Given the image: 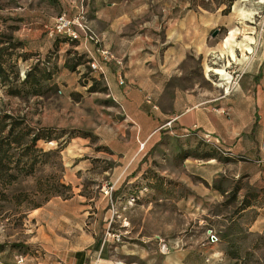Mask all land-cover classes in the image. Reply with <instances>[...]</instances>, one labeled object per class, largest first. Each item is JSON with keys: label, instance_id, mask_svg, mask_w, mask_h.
<instances>
[{"label": "rangeland", "instance_id": "1", "mask_svg": "<svg viewBox=\"0 0 264 264\" xmlns=\"http://www.w3.org/2000/svg\"><path fill=\"white\" fill-rule=\"evenodd\" d=\"M25 5V0H0L1 33L18 39L17 31L9 28L14 22L4 24V19L18 17ZM187 9L217 12L219 17L208 33L219 52L196 59V80L203 82L198 67L203 62L209 85L231 92L232 78L250 65L244 88H250L255 101L264 98V0H190ZM52 23L45 26V35ZM25 49L16 51L30 56L16 60L19 82L30 70L40 75L33 67L41 53L33 44ZM64 50L45 59H53L56 67ZM45 67L38 71L53 70L52 65ZM62 70H57L63 73L62 82L42 81L41 96H34L30 85L20 87L19 97L0 88V116L23 119L22 133L50 129L53 138L39 140L27 156L23 148L10 151L13 160L34 159L36 164L17 173L16 181L0 183V264H71L76 251L86 256L84 264H90L94 251L100 249L121 264H161L155 253L169 254L171 264H264V103L256 104L254 125L242 137L257 145L256 152L252 158H239L237 164L223 165L220 171L225 190L238 187V191V184L242 185L237 200L223 196L220 201L227 205L220 208L203 189L202 202L200 197L193 208L182 207L176 194L163 193L162 183L147 191L152 187L148 176L162 172L164 164L156 156L152 160L154 151L145 141H135L131 123L102 92L103 85L97 81V90L88 92ZM17 132L18 128L14 135ZM206 134L202 139L208 136L212 147L223 152L221 140ZM210 151L203 149L205 154ZM240 172L248 175L239 176ZM138 173L141 177L132 180ZM105 186L112 188L111 197L104 196ZM247 197L245 206L251 208L236 217ZM211 235L216 241L210 240Z\"/></svg>", "mask_w": 264, "mask_h": 264}, {"label": "crops", "instance_id": "2", "mask_svg": "<svg viewBox=\"0 0 264 264\" xmlns=\"http://www.w3.org/2000/svg\"><path fill=\"white\" fill-rule=\"evenodd\" d=\"M82 1L89 29L100 39V46L123 61L122 85L113 65L102 64L103 75L89 69L90 59L99 61L92 42L83 37L69 41L45 35L46 25L61 14L76 15ZM189 1L25 0L23 13L18 17H5L4 24L13 21L17 31L14 36L23 43L24 49L33 44L46 66H55L53 59H45L46 55L57 54L64 48L55 63L58 71L65 68L62 71H66V76L72 77L85 89L91 86V78L103 85L105 96L120 107L126 121L131 123L135 141H145L147 148L154 151L152 160L156 156L164 164L162 172L155 171L148 176L152 187L147 191L155 190L154 186L162 183L164 194H176L179 206L191 205L193 208L200 197L202 202L200 192L204 189V192L214 196L221 208L227 205V201H220L223 196L237 200L238 193L243 189L238 184V191V187L232 191L225 190L221 168L239 163V158H252L256 152L257 145L242 137L250 133L255 122L256 104L264 103V98L258 97L255 101L250 88H244L250 65H244L232 78L231 92L218 85H209L202 68L203 62L198 63L203 82L196 80V59L204 54L212 56L219 52L218 45L208 40V33L218 25L219 17L217 12L188 10ZM74 62L77 64L71 70L69 67ZM57 70L52 75V84L63 81V73ZM186 133L189 135H184ZM206 133L221 140L226 155L215 159L194 156L202 154L204 148L212 147L203 143L202 136ZM186 153L190 156L185 157ZM201 161L203 165H199ZM175 167L185 171L179 174L172 172ZM140 174L133 176L132 180H138ZM243 175L248 173L240 172L239 176ZM218 178L223 182L217 181ZM192 179H196V183L193 184ZM191 187L187 195L186 190ZM249 200L247 197L236 217L251 208L245 206ZM155 254L161 264H171L169 254ZM85 257L76 251L70 258L71 264H84ZM91 257H96L99 264L115 262L102 249L97 253L94 251Z\"/></svg>", "mask_w": 264, "mask_h": 264}, {"label": "trees", "instance_id": "3", "mask_svg": "<svg viewBox=\"0 0 264 264\" xmlns=\"http://www.w3.org/2000/svg\"><path fill=\"white\" fill-rule=\"evenodd\" d=\"M13 26V25H12ZM10 26V29H16L15 26ZM63 38V37H59ZM65 39V38H63ZM24 49V45L19 40L15 39L11 34L6 35L0 32V88L6 92L9 96H21L22 87L30 85L32 93L34 96H41L42 94V81L49 82L52 80V75L56 72V67H53V70L45 69L38 71V67H45V63L41 60H37V64L33 67L34 72L39 73L36 75L32 73V70L25 74L24 79L19 82L18 80V71L16 68V60L19 58L22 61L30 58L27 54L17 53V50ZM48 62V61H46ZM78 62V61H77ZM77 62H74L71 67L73 70ZM42 63V65H41ZM67 66V64H66ZM31 82L29 83V81ZM91 80V86L88 87V92H95L97 81L95 79ZM17 83L19 85H17ZM21 87V88H20ZM104 91V89H102ZM23 119H14L10 115H1L0 116V183L5 182L7 184L16 181L18 179V174L21 171L27 172V170H32L36 162L34 159L30 161H23L20 158L13 160V155L10 153L11 150H19L23 148L25 152L24 155H29L35 151V145L39 140L50 141L52 140V131L50 129L39 130L37 133H32V130L22 133ZM18 128V132L14 135L15 130ZM43 132V134L39 133ZM31 136L28 142L24 141L25 136ZM204 145L212 146L210 143L204 141ZM209 144V145H208ZM14 146V147H13ZM209 153L195 154V157L199 159H215L218 156H221L220 150L216 147H211ZM225 153L224 155H226ZM186 156H190V153H186ZM29 160V158H28ZM13 171V173H8ZM16 174H15V173ZM4 184V183H2Z\"/></svg>", "mask_w": 264, "mask_h": 264}, {"label": "built area", "instance_id": "4", "mask_svg": "<svg viewBox=\"0 0 264 264\" xmlns=\"http://www.w3.org/2000/svg\"><path fill=\"white\" fill-rule=\"evenodd\" d=\"M85 13H86L85 7L83 6V4H81L79 7V11L76 15L73 16H67L65 14L59 15L53 21L50 27L47 29V36L49 38H55L56 36L63 37L65 39H68L69 41H77L83 37L85 40L92 42L96 46V51L99 57V61H96L95 59H90V61H88L89 69L92 72H97L100 75H103L104 71L102 64L113 65L116 70L119 84L122 85L124 83V74H123L124 64L122 59L119 58L115 53H113L109 49L100 46L99 39L96 38L91 33V31L89 30L86 24ZM184 135L187 136L189 135V133H186ZM203 141L209 143L210 142L209 137L206 136L203 139ZM216 148L220 150V152H222V150L219 147L216 146ZM111 193H112V188L109 186H105L103 189L104 196L111 197ZM210 240L216 241V237L214 235H211ZM90 264H99V263L97 259H94L90 262ZM113 264H121V263L114 262Z\"/></svg>", "mask_w": 264, "mask_h": 264}, {"label": "bare ground", "instance_id": "5", "mask_svg": "<svg viewBox=\"0 0 264 264\" xmlns=\"http://www.w3.org/2000/svg\"><path fill=\"white\" fill-rule=\"evenodd\" d=\"M249 52H251V49H248ZM215 73L218 75H223L224 72L222 70H215Z\"/></svg>", "mask_w": 264, "mask_h": 264}, {"label": "water", "instance_id": "6", "mask_svg": "<svg viewBox=\"0 0 264 264\" xmlns=\"http://www.w3.org/2000/svg\"><path fill=\"white\" fill-rule=\"evenodd\" d=\"M215 35H216V33H213V35H212V36H213V37H215Z\"/></svg>", "mask_w": 264, "mask_h": 264}]
</instances>
